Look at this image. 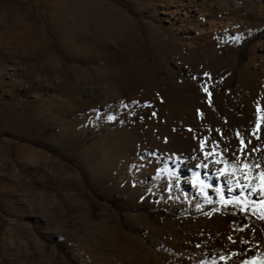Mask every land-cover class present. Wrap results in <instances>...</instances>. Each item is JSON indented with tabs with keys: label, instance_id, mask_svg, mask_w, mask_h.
I'll return each instance as SVG.
<instances>
[{
	"label": "rangeland",
	"instance_id": "rangeland-1",
	"mask_svg": "<svg viewBox=\"0 0 264 264\" xmlns=\"http://www.w3.org/2000/svg\"><path fill=\"white\" fill-rule=\"evenodd\" d=\"M116 1L95 2L101 13L0 0V264H146L129 262L126 238L154 245V225L197 244L217 218L264 237V196L229 191L200 150L215 142L231 161L243 138L242 160L264 169V0ZM194 42L199 53L180 50ZM170 76L189 86L205 132L187 133L194 115L158 84ZM207 239L219 264L264 253V238L243 249Z\"/></svg>",
	"mask_w": 264,
	"mask_h": 264
},
{
	"label": "bare ground",
	"instance_id": "bare-ground-1",
	"mask_svg": "<svg viewBox=\"0 0 264 264\" xmlns=\"http://www.w3.org/2000/svg\"><path fill=\"white\" fill-rule=\"evenodd\" d=\"M153 34L154 33H152V39H154L156 37L155 34H154V36H153ZM204 35L205 34H202L199 32L198 36H196L194 38L191 37L188 39L190 41L191 40L195 41L198 38H202ZM163 40H164V37L159 38V42H161V41L163 42ZM195 42L193 44H189L186 46L184 44L183 47L180 48V50L185 52V53H199L198 50H201L202 47L201 46L197 47ZM181 51H179V52H181ZM146 78H148L152 81H155V79H156L155 75L151 74L149 72L146 73ZM158 84L159 85L161 84L163 86L166 84L167 85L166 89L170 92V94L176 96L177 99H179V101H176V100H174V101L181 103L185 107L183 109V112H182L185 116H187V117L189 116V118H191L190 114L194 115V116H192V119H189L191 121H190V123L188 122L189 131H187V133L191 132V130H192V132L195 131V133H200L201 130L203 131L206 127L207 122H205L204 120H201L195 116V111L190 106L193 103L192 100L194 98L193 97L194 95L191 93L188 94L187 90L189 89V86L175 81L171 76L169 78L165 79L164 82H163V80L160 81V83H158ZM157 87H158V85L156 86L154 83V85H153L154 90H156ZM185 93H187V94H185ZM150 96H152L151 98H154L153 94L149 95L148 97H150ZM170 99L173 100V98H171V97H170ZM152 104H153V106L157 105V103L155 101H153ZM160 113H161V110H160L159 114ZM157 131H159L161 133H163V132L169 133L168 132L169 130L167 131V128L166 129H159ZM203 132H205V131H203ZM181 138H183V137H180V135H176V136L173 135V139L175 140V142H178V139H181ZM184 138H186V137H184ZM194 138L195 137H193V140H194ZM191 139H192V135H191V137L188 136V140L191 141ZM260 171H264V169L262 167L258 168L255 171L253 169L254 174L258 173ZM257 182L258 181H253V183H257ZM216 225H220V226L215 227ZM203 226L208 228V229H206L207 233L206 232L202 233L199 230L197 233V236L195 237L197 244H192V242L190 243V240L188 238H185L186 233L182 232L183 235H182V233L179 234L178 230L175 227L171 228L172 234H170L169 236H165L163 234V231L159 230V228H157L153 225L151 227L153 229L150 230V233L152 236H154V239L157 240V241H155V244L154 245H150V244H148V245H142V244L137 245L128 237V238H126V248H125L127 250V258L129 260V262H131V263H133L139 259L141 262H143V260H144V262L146 264H164V262L162 260H167L169 258V256H174L179 261L178 264H219L218 260L216 259V256L213 255V254H216L214 251L215 246L212 244V242L207 244L208 234H212V235H216V236L221 237L224 243L226 241L230 240V238H231L232 244L239 245L238 249L239 248L243 249L244 245H246V244H249L250 246L255 247V245L260 243L264 238L258 232V229L254 231L251 227H249L248 229H245L241 232H231L229 229L225 228V222L221 218L215 219L212 222V225L210 223H206ZM190 236H191V238H194L192 233L190 234ZM213 246H214V248H213ZM179 247H182V249H180ZM221 253L226 254L225 251L221 252ZM221 253H218V254H221ZM241 254H246V252L241 251ZM165 257H167V258H165ZM123 260H125V259H123ZM228 260L230 261L229 264H234L236 262V260L234 258H229ZM129 262H127V263H129ZM223 263H227V261L224 260Z\"/></svg>",
	"mask_w": 264,
	"mask_h": 264
},
{
	"label": "snow or ice",
	"instance_id": "snow-or-ice-1",
	"mask_svg": "<svg viewBox=\"0 0 264 264\" xmlns=\"http://www.w3.org/2000/svg\"><path fill=\"white\" fill-rule=\"evenodd\" d=\"M203 90L207 93L209 97H211L212 93L208 90L207 87H204ZM261 119H264L262 117ZM259 131V124H257V129L253 131L252 135L256 137L257 140L260 139V136L258 135ZM240 134L237 133V136ZM251 143V141H249ZM241 148L238 149V153H233L234 159L231 161L225 157L223 151H217L219 145L215 142H213L209 147L210 150H205L206 141L201 140L200 142V150L203 153V157L205 160H210V163H213L215 165H223V167H218L216 169L215 175L217 178H224V182L228 185V190L233 191L235 188H239L242 190L244 189H251L252 192L258 193L262 196H264V171H260L258 173H253V165L248 164L247 162H244L242 160V155L245 152L246 144L243 138L240 139ZM256 149H253L255 151ZM208 164H198L197 167H203L205 169L208 168ZM255 168H260L261 166L259 164L254 165ZM194 182L198 183L203 189L204 187L211 188V184H205V181L200 178V173L195 172L194 173ZM211 179V177H209ZM253 181H258L257 183H253ZM218 194H221V199L223 200L224 197L222 195V188L216 189ZM207 197V193H203ZM235 202L241 205L245 204L244 200H241L240 197L234 198ZM211 202V201H209ZM264 203V201H261ZM264 218V216H262ZM231 239V238H230ZM242 264H264V253H259L256 256H253L251 259L243 261Z\"/></svg>",
	"mask_w": 264,
	"mask_h": 264
},
{
	"label": "crops",
	"instance_id": "crops-1",
	"mask_svg": "<svg viewBox=\"0 0 264 264\" xmlns=\"http://www.w3.org/2000/svg\"><path fill=\"white\" fill-rule=\"evenodd\" d=\"M109 1L110 0H93V1H89V0H74V2L77 3L79 8L80 7L84 8V9H92V8H94V9H98L101 13L104 11V9H102V7H100V6H96L97 4H95V2H100V3H104L105 5H107ZM114 1L117 2L116 0H114ZM108 21H110V20H108ZM106 23H107V20H105V24ZM111 25H113V26L120 25L121 27L125 26L124 24H122V22H120V20L118 18H115V19L112 18L111 19Z\"/></svg>",
	"mask_w": 264,
	"mask_h": 264
}]
</instances>
